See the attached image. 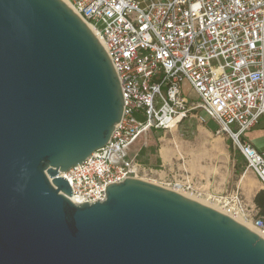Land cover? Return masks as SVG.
Instances as JSON below:
<instances>
[{"label": "water", "instance_id": "1", "mask_svg": "<svg viewBox=\"0 0 264 264\" xmlns=\"http://www.w3.org/2000/svg\"><path fill=\"white\" fill-rule=\"evenodd\" d=\"M113 66L61 0H0V264H264L233 218L138 178L74 204L60 174L122 117Z\"/></svg>", "mask_w": 264, "mask_h": 264}, {"label": "built area", "instance_id": "2", "mask_svg": "<svg viewBox=\"0 0 264 264\" xmlns=\"http://www.w3.org/2000/svg\"><path fill=\"white\" fill-rule=\"evenodd\" d=\"M61 1L100 42L123 98L108 143L60 174L71 202H101L106 186L144 179L150 171L130 155L132 146L188 117L213 122L264 190V156L243 139L264 115V0ZM184 84L194 99L183 95ZM184 188L189 184L175 182L171 190ZM208 200L264 236V216L252 218L255 211L237 195Z\"/></svg>", "mask_w": 264, "mask_h": 264}, {"label": "rangeland", "instance_id": "3", "mask_svg": "<svg viewBox=\"0 0 264 264\" xmlns=\"http://www.w3.org/2000/svg\"><path fill=\"white\" fill-rule=\"evenodd\" d=\"M182 93L190 99L195 97L186 84L183 85ZM207 128L195 118L188 117L177 130L165 135L148 133L145 138H141L130 155L135 156V161L150 171L142 180L169 190L175 182L189 184L190 188H184L182 195L221 213L224 210L208 200L204 193L216 197L234 194L248 205L253 193L259 188L254 175L247 169L227 136L211 132L216 126L208 120ZM163 147L169 150L167 159H163L159 153ZM199 192H203L202 197H197ZM237 220L254 229L250 222L240 218Z\"/></svg>", "mask_w": 264, "mask_h": 264}, {"label": "crops", "instance_id": "4", "mask_svg": "<svg viewBox=\"0 0 264 264\" xmlns=\"http://www.w3.org/2000/svg\"><path fill=\"white\" fill-rule=\"evenodd\" d=\"M181 122L178 123V125L175 128H173L172 130H170V131H153V132H156V133L152 134L153 132H151L150 134H152V135H160V134L161 135H165L167 132H172L174 130H177V128L181 124ZM203 126H204V128H207V123L204 124ZM215 130H216V128L214 130H210V131L211 132H215ZM243 139H244V141L249 143L257 152L261 153L264 156V115L260 118V120H259V122L257 123L256 126H254L252 129H250L249 131H247L245 133V135L243 136ZM139 141L140 140H138L136 143H138ZM136 143L132 146V152L135 151L133 148L136 145ZM255 181L259 185V188L253 193V195L250 198L249 203L247 205L249 208H251L252 210L255 211L253 213V215H252V218L253 217H257V216H264V194L260 198V205H256L255 202H254V199H255L256 195L259 192H264V190L261 188V186H260V184H259V182H258V180L256 178H255ZM200 193L203 195V192H200ZM204 195L206 196V198L210 197V195H208L207 193H204Z\"/></svg>", "mask_w": 264, "mask_h": 264}, {"label": "bare ground", "instance_id": "5", "mask_svg": "<svg viewBox=\"0 0 264 264\" xmlns=\"http://www.w3.org/2000/svg\"><path fill=\"white\" fill-rule=\"evenodd\" d=\"M160 155L163 159H167L168 155H169V150L165 147L161 148L160 150ZM238 223H240L241 225H243L245 228H247L248 230H250L251 232L255 233L258 237H260L261 239L264 240V236H262L259 232H257L256 230L250 228L247 224H244L238 220H236Z\"/></svg>", "mask_w": 264, "mask_h": 264}, {"label": "trees", "instance_id": "6", "mask_svg": "<svg viewBox=\"0 0 264 264\" xmlns=\"http://www.w3.org/2000/svg\"><path fill=\"white\" fill-rule=\"evenodd\" d=\"M264 194V192H259L257 195H256V197H255V199H254V202H255V204L256 205H260V198H261V196Z\"/></svg>", "mask_w": 264, "mask_h": 264}]
</instances>
